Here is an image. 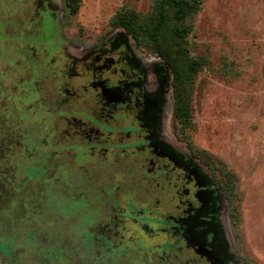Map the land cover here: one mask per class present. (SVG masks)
I'll use <instances>...</instances> for the list:
<instances>
[{
	"label": "flooded vegetation",
	"instance_id": "af4514ba",
	"mask_svg": "<svg viewBox=\"0 0 264 264\" xmlns=\"http://www.w3.org/2000/svg\"><path fill=\"white\" fill-rule=\"evenodd\" d=\"M60 40L63 59L36 98L49 139L36 126L27 143L41 151L4 159L18 133L0 150L17 197L0 264H244L223 242L222 183L165 130L166 72L110 35Z\"/></svg>",
	"mask_w": 264,
	"mask_h": 264
},
{
	"label": "rangeland",
	"instance_id": "374dc122",
	"mask_svg": "<svg viewBox=\"0 0 264 264\" xmlns=\"http://www.w3.org/2000/svg\"><path fill=\"white\" fill-rule=\"evenodd\" d=\"M154 1L80 0L69 14L65 0H0V150L12 133L21 139L2 155L17 157L20 146H28L25 152L41 151L27 143L36 126L49 139V118L36 98L63 59L60 36L67 45L82 47L107 35L121 39L147 65L167 74L164 126L172 144L188 150L222 183L224 244L242 263L264 264V0H198L199 10L187 20V50L206 64L186 87L189 112L184 120L172 118L171 76L147 40L135 42L112 25L118 16L147 22ZM4 159L0 157V233L5 235L2 229L15 223L17 197L3 179L10 171L3 168ZM4 197L10 207L2 203ZM27 236L32 244L26 245H35L34 232ZM0 245H13L12 239L0 235Z\"/></svg>",
	"mask_w": 264,
	"mask_h": 264
},
{
	"label": "trees",
	"instance_id": "16d2710c",
	"mask_svg": "<svg viewBox=\"0 0 264 264\" xmlns=\"http://www.w3.org/2000/svg\"><path fill=\"white\" fill-rule=\"evenodd\" d=\"M79 1L65 0L69 14L77 11ZM199 6L198 0H155L147 22L137 24L129 16H118L112 22L133 41L146 39L150 49L169 70L172 118L176 120L188 117L186 87L206 64L203 59L190 56L187 50L186 38L191 30L187 20L199 10Z\"/></svg>",
	"mask_w": 264,
	"mask_h": 264
}]
</instances>
